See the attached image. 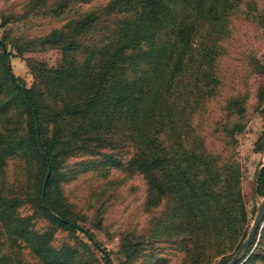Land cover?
<instances>
[{
    "label": "trees",
    "instance_id": "obj_1",
    "mask_svg": "<svg viewBox=\"0 0 264 264\" xmlns=\"http://www.w3.org/2000/svg\"><path fill=\"white\" fill-rule=\"evenodd\" d=\"M91 2L23 1L22 19L41 13L50 24L29 37L26 48L59 54L54 65L26 58L30 86L13 73L8 53L0 54V93L6 91L0 111L26 115L22 132L8 127L0 133L1 234L23 240L31 264H71L77 250L50 240L58 229L80 232L91 258L80 252V264H97L101 246L79 223L81 211L67 200L63 184L90 170L105 178L101 189L93 187L101 220L99 196L137 173L146 220L141 231L124 232V262L165 264L172 257L176 264H227L248 233L235 135L244 129L249 104L246 91L232 82L249 68L264 75V62L247 38L238 59L224 64L232 44L223 41L234 33L239 40L246 20L264 32V4ZM7 18L13 15H4L3 24ZM0 39L5 45L7 37ZM231 84L235 89L224 92ZM15 154L30 162L28 185L18 196L8 194L3 181L6 160ZM112 168L123 176L111 178ZM24 203L34 207L32 215L19 213ZM33 216L46 218L49 229H33ZM238 263L264 264V225Z\"/></svg>",
    "mask_w": 264,
    "mask_h": 264
},
{
    "label": "rangeland",
    "instance_id": "obj_2",
    "mask_svg": "<svg viewBox=\"0 0 264 264\" xmlns=\"http://www.w3.org/2000/svg\"><path fill=\"white\" fill-rule=\"evenodd\" d=\"M24 0H0V38L7 37L5 41L6 53L9 55V62L13 73L19 77L26 86L33 82V76L26 64V58H34L46 62L48 65H54L59 58L56 49L36 50V48H26V42L29 37L40 34L45 27L49 26L48 16L35 13L28 19H22L21 11ZM101 0H92V4ZM247 3H255L258 7L264 4L263 0H246ZM247 7V5H246ZM4 15H13V18H7L8 22L3 24ZM26 20V21H25ZM254 24V25H253ZM243 29L240 39L237 34L232 35L231 41L225 39L223 42L232 44L231 52L225 59L235 61L243 51L244 43L248 38V43L253 42L254 52L257 58L264 62V32L255 23L246 20L239 28ZM8 32V33H7ZM237 37V38H236ZM230 45V44H229ZM228 45V46H229ZM233 47V48H232ZM3 49L0 46V54ZM1 77V70H0ZM231 83V82H230ZM236 87L246 91L247 102L249 104L247 120L244 129L236 133L235 159L238 161L241 172V190L244 196L245 204L248 211V230L250 231L257 214V208L264 200V193L260 189L264 187V176L258 179L261 167L264 165V75L259 73L255 68L247 69L238 75L232 82ZM228 85L224 92L234 90L233 86ZM10 90V87H7ZM6 91L0 93V99H5ZM263 95V99L260 96ZM19 109V108H17ZM214 110L219 113V107L215 106ZM216 113V112H215ZM215 116V115H214ZM25 112L21 109L14 112L4 113L0 111V133L5 132L8 127H15L18 132H22L25 126ZM6 127V128H5ZM77 158L67 161V166L72 165ZM29 160L22 158V155H13L8 157L3 167L4 190L10 195H20L23 188L28 185ZM30 163V162H29ZM76 178L63 184V190L67 200L81 212L82 216L79 223L94 233V237L101 246V251H95L94 261L97 264H105L106 259L111 264L125 263V253L122 248L124 242V232L137 229H144L146 217L142 209V200L144 197V184L137 173L121 178L119 183L107 193L99 196L103 200V216L98 219L97 202L93 187L98 185L101 189L103 184L100 183L105 178L100 177L96 171L76 173ZM111 178H120L123 176L120 169H110ZM109 175V176H110ZM112 191V193H110ZM22 197V196H21ZM21 215H32L34 207L31 204L24 203L18 207ZM32 228L38 232L48 230L50 223L44 217L33 216L31 219ZM264 225V224H263ZM0 225V257L4 260L1 264H31L30 254L23 240H12L1 234ZM260 232V231H259ZM74 235L65 229H58L54 232L50 244L56 248L66 245L73 246L77 250V257L72 260L71 264H80V252L83 253L82 259L88 260V251H83L80 241L87 239L80 232ZM248 234V233H247ZM105 253L107 256L105 257ZM149 254V253H148ZM153 260V259H149ZM176 260L171 257L165 264H176ZM139 264V263H134Z\"/></svg>",
    "mask_w": 264,
    "mask_h": 264
},
{
    "label": "water",
    "instance_id": "obj_3",
    "mask_svg": "<svg viewBox=\"0 0 264 264\" xmlns=\"http://www.w3.org/2000/svg\"><path fill=\"white\" fill-rule=\"evenodd\" d=\"M0 45L3 49V54H5L6 53V47H5L2 39H0ZM7 69H9V67H7ZM9 71H10V69H9ZM263 224H264V200L260 203V205L257 208V214L255 216L252 227H251L250 231L248 232L246 238L244 239V241L242 242V244L238 248L235 255L232 257V259L227 264H239L238 259L241 255L242 251L249 245V243H250V241L254 235L258 236L259 231L262 228ZM106 256H107V253H105V257ZM106 263L109 264L108 261H106Z\"/></svg>",
    "mask_w": 264,
    "mask_h": 264
}]
</instances>
